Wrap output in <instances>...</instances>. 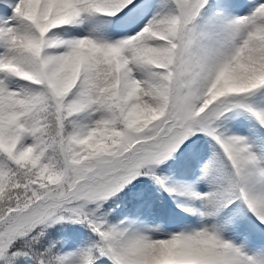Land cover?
<instances>
[{
	"label": "snow or ice",
	"instance_id": "snow-or-ice-1",
	"mask_svg": "<svg viewBox=\"0 0 264 264\" xmlns=\"http://www.w3.org/2000/svg\"><path fill=\"white\" fill-rule=\"evenodd\" d=\"M0 264H264V0H0Z\"/></svg>",
	"mask_w": 264,
	"mask_h": 264
}]
</instances>
